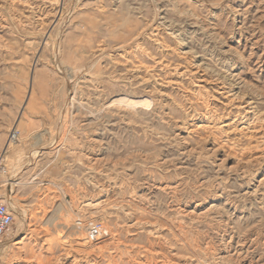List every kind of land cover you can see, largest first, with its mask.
<instances>
[{"label":"rangeland","instance_id":"obj_1","mask_svg":"<svg viewBox=\"0 0 264 264\" xmlns=\"http://www.w3.org/2000/svg\"><path fill=\"white\" fill-rule=\"evenodd\" d=\"M260 179L264 0H0V264H264Z\"/></svg>","mask_w":264,"mask_h":264},{"label":"built area","instance_id":"obj_2","mask_svg":"<svg viewBox=\"0 0 264 264\" xmlns=\"http://www.w3.org/2000/svg\"><path fill=\"white\" fill-rule=\"evenodd\" d=\"M10 141H15L18 138V131L12 130L9 134ZM14 212L7 203L0 200V246L4 243V239L10 236L14 223ZM75 227L83 231L90 241H97L102 237L103 226L100 222H92L87 226L79 220L75 222Z\"/></svg>","mask_w":264,"mask_h":264},{"label":"bare ground","instance_id":"obj_3","mask_svg":"<svg viewBox=\"0 0 264 264\" xmlns=\"http://www.w3.org/2000/svg\"><path fill=\"white\" fill-rule=\"evenodd\" d=\"M230 48L227 49L226 52H229ZM230 78H233V76H230ZM250 114L252 115L253 114V111H249ZM207 115V114H206ZM249 115V114H248ZM209 116V115H208ZM258 148V147H256ZM214 150V149H213ZM261 154V153H260ZM262 155V154H261ZM256 186L255 188L258 189V188H263L264 187V183L262 182V180H257L256 182ZM55 224V223H54ZM57 227H60L61 228V231L58 233L59 236L61 235H68V236H72V237H78V234H77V230L73 227H71L67 222H65L63 219L61 218H58V220H56V224ZM238 246V245H237ZM238 250V249H237ZM236 250V251H237ZM239 251V250H238ZM240 253V252H238ZM233 254V253H232ZM237 255V254H236Z\"/></svg>","mask_w":264,"mask_h":264}]
</instances>
